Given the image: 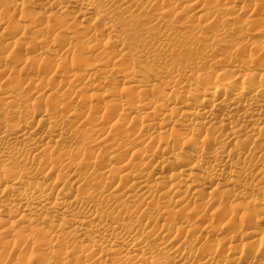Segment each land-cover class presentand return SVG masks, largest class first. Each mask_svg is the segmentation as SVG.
I'll return each instance as SVG.
<instances>
[{"label":"bare ground","instance_id":"obj_1","mask_svg":"<svg viewBox=\"0 0 264 264\" xmlns=\"http://www.w3.org/2000/svg\"><path fill=\"white\" fill-rule=\"evenodd\" d=\"M0 264H264V0H0Z\"/></svg>","mask_w":264,"mask_h":264},{"label":"rangeland","instance_id":"obj_2","mask_svg":"<svg viewBox=\"0 0 264 264\" xmlns=\"http://www.w3.org/2000/svg\"><path fill=\"white\" fill-rule=\"evenodd\" d=\"M229 37H230V38H228L227 40H230V41H228L227 44L224 45L223 47H220L221 52H222V51H223V52H224V51H227V50L229 49V47H230L232 44H234V43L237 42V39H238L237 35L229 34Z\"/></svg>","mask_w":264,"mask_h":264}]
</instances>
